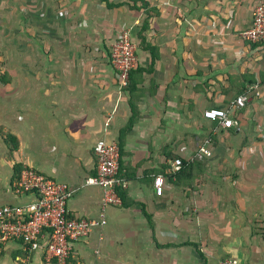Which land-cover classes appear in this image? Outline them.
Returning <instances> with one entry per match:
<instances>
[{"label": "crops", "instance_id": "0c3cea01", "mask_svg": "<svg viewBox=\"0 0 264 264\" xmlns=\"http://www.w3.org/2000/svg\"><path fill=\"white\" fill-rule=\"evenodd\" d=\"M257 1L0 0V206L33 199L13 187L29 166L67 184L71 215L97 221L66 264H264V91L249 89L264 45L241 35ZM123 31L136 45L127 88L109 57ZM241 93L232 127L203 117ZM100 138L118 145L127 182L103 208L85 182ZM176 157L190 165L172 174ZM0 264L57 262L13 239Z\"/></svg>", "mask_w": 264, "mask_h": 264}, {"label": "built area", "instance_id": "2783aa9c", "mask_svg": "<svg viewBox=\"0 0 264 264\" xmlns=\"http://www.w3.org/2000/svg\"><path fill=\"white\" fill-rule=\"evenodd\" d=\"M246 40L264 45V1L251 5V23L241 31ZM136 45L128 31H123L112 44L110 62L116 70L119 86L128 83L129 72L136 64ZM249 89L255 96L264 91V78L251 83ZM248 101L246 93H241L227 107H208L203 110V117L216 121L222 128H230L236 124L232 118L234 112L245 106ZM209 139H204L195 156L201 158L209 155ZM96 158L95 176L86 179L87 184L101 187L102 208L107 205H120L121 198L116 188H125L127 182L118 176L119 148L115 142L98 139L93 146ZM192 160V158H191ZM183 165L179 157L169 163V172L177 173ZM164 177L156 174L153 177V188L160 195L163 191ZM17 193L33 196L31 201L23 204L0 206V251L9 240L20 239L29 249H41L46 257L54 258L57 264H66L73 245L89 234L97 221L71 215L67 209V201L71 190L67 184L52 179L36 169L24 166L13 182ZM100 213V218L103 217ZM219 264H238L236 259H223Z\"/></svg>", "mask_w": 264, "mask_h": 264}, {"label": "trees", "instance_id": "16d2710c", "mask_svg": "<svg viewBox=\"0 0 264 264\" xmlns=\"http://www.w3.org/2000/svg\"><path fill=\"white\" fill-rule=\"evenodd\" d=\"M130 1V4H129V6L131 7V8H139L138 6H137V4H139V6H145V5H147V2H146V0H129ZM133 69V68H132ZM131 69V70H132ZM131 70H130V72H131ZM130 72H129V74H130ZM128 84V83H127ZM127 87H129L128 85L126 86V88ZM15 140V138L14 137H9V140ZM15 146H16V143H15ZM190 165V163H188L187 164V162L186 161H184L183 160V165H182V168L177 172V173H179V172H181L182 170H184V169H186L187 168V166H189ZM177 173H175V174H177ZM171 176V175H170ZM172 177V176H171ZM120 191V190H119ZM119 195L122 197V195H121V193L119 192Z\"/></svg>", "mask_w": 264, "mask_h": 264}, {"label": "rangeland", "instance_id": "374dc122", "mask_svg": "<svg viewBox=\"0 0 264 264\" xmlns=\"http://www.w3.org/2000/svg\"><path fill=\"white\" fill-rule=\"evenodd\" d=\"M12 22L15 24V22L12 20ZM1 23V22H0ZM3 23V22H2ZM16 26V29H17V31H13V32H11V33H9V34H11L12 35V37H14L15 39H17V44H18V34H19V30H18V24H16L15 25ZM8 34V35H9ZM0 35L2 36L3 35V32L2 31H0ZM1 47H2V44H1ZM0 55L2 56L3 55V49H1L0 48ZM0 61H2V60H0ZM3 64L1 63L0 64V67L2 66ZM251 195H255L253 192L251 193Z\"/></svg>", "mask_w": 264, "mask_h": 264}]
</instances>
